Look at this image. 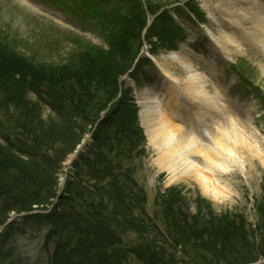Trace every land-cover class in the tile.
<instances>
[{
	"label": "trees",
	"instance_id": "trees-1",
	"mask_svg": "<svg viewBox=\"0 0 264 264\" xmlns=\"http://www.w3.org/2000/svg\"><path fill=\"white\" fill-rule=\"evenodd\" d=\"M92 1L95 6H89V11L98 17L93 26L108 42V50L88 43L81 51L71 52L65 63L53 66L46 61H35L0 42V109H5L10 117L0 119V139L6 140L5 145L0 142V190L10 200L1 213L0 224L7 219L10 209L30 210L35 204L51 203L57 190L49 183L53 172L78 140L75 136L79 134L73 131L76 118L91 123L98 118L116 97L119 77L128 70L139 51L138 42L147 21L142 2ZM159 7L147 0L151 13ZM153 34L164 46L174 44L175 24L168 12L154 20L148 32ZM42 104L57 113L58 120L53 124L52 119L46 121L40 117ZM136 110L126 95L114 103L95 132L94 149L84 156V162H75L74 174L69 176L60 201L41 216L52 223L47 240L54 239L53 264H124L133 255L145 264H178L173 257L175 251L169 252L165 246L169 238L143 206L146 197H140L125 184L130 180V172L123 162L144 138L136 124ZM103 133L104 138H100ZM53 134L59 135L62 146L51 155L43 151L41 143L51 147L47 140ZM40 151L44 152L40 154L46 162L36 159ZM22 155L28 158L23 159ZM85 182L86 188L94 190L86 197L81 195L82 199L73 198V186L82 187ZM179 195V189L174 187L158 195L156 203L162 206L165 220L173 214L175 196ZM200 202L205 200H199L201 211L204 205ZM206 206L207 210L202 211L207 213L204 221L199 214H193V219L188 220L187 213L174 224L168 220L169 236L175 245H182L184 255L189 258L186 264L228 263L231 259V253L225 249L228 244L237 252V257L232 258L237 264L251 258L249 255L240 258L242 248L248 250L252 246L258 255H264V199L258 207L260 215L255 232L259 234V241L255 243L247 234L243 216H216L209 203ZM12 229L10 225L1 237L8 236ZM131 233L138 237L125 241ZM3 246H0V255L6 259L9 254L3 253ZM170 247L174 249L172 244ZM79 254L86 255V260H76ZM9 261L22 264L15 263L14 259Z\"/></svg>",
	"mask_w": 264,
	"mask_h": 264
},
{
	"label": "rangeland",
	"instance_id": "rangeland-1",
	"mask_svg": "<svg viewBox=\"0 0 264 264\" xmlns=\"http://www.w3.org/2000/svg\"><path fill=\"white\" fill-rule=\"evenodd\" d=\"M65 1L70 7L74 5L76 7L75 11L72 12L70 7L58 4L55 0H0V42L4 44L3 46H8L26 54L35 61H46L53 66L65 63L70 53L75 52L76 49L77 52L81 51L78 50V47L72 41V36H75L76 39L79 37L87 44L90 42L107 47L105 38L103 37V39L100 37L101 35L95 33L93 26L91 27L88 24L89 22L86 21L88 14L82 7V1ZM141 1L144 2L145 0ZM105 2L113 4L115 0H105ZM152 2L160 5L157 12L162 9L166 10V8L169 13H179L176 9L181 11L184 16L177 14L180 16H177L178 27H181L180 25L185 27L186 39L179 44L178 50L188 54L196 68L208 75V89L215 93V87H217L227 100L226 103H228L229 107H232L233 114H237L240 119H250L264 140V47L253 41L246 42V39H244L242 42L243 49L239 52H233L232 56H230V60L233 62L220 59V57H217L216 60L212 59L214 46L206 38V32L209 34L212 32L214 36H219L220 32L212 21L208 20L207 23L202 24L195 21L192 15L194 13L198 16L199 13L197 11H199L200 7L207 14H210L211 9L207 0H152ZM190 17L192 20L189 19ZM177 20H175L176 23ZM148 48L150 49V45H145V54L148 53ZM167 54L168 52L166 51H161L155 55L149 54L152 57V62H144L141 65V72L136 75L139 80L144 82V85L137 86L134 81L135 78H122V80L125 79L123 81L124 88L131 86L134 91L133 93L131 91L130 94L129 90H126L127 96L130 97L131 95L137 101L141 100L144 89L162 84L165 70L175 77L178 83L185 79V71L178 64L166 58L165 55ZM39 108L42 118L52 119L51 124L58 120L57 113L52 111L51 107L42 104ZM52 112L56 116L53 115L54 117H52ZM0 119H10L5 109H0ZM76 119H78L79 125L74 126L73 131H77L76 134L81 132L85 143L81 150L86 152L85 146L88 145L89 147L92 141L90 125H88L89 121L80 120V117ZM144 130L146 131L145 128ZM205 131L202 133L203 137L206 141H209L208 134ZM77 137L75 136V139ZM47 142L51 147L41 143L44 145L43 151L51 155L54 154V149L62 146V141L58 134H53ZM68 142L70 143V138ZM39 153L44 152L40 151ZM110 153L114 155L115 152L112 151ZM245 156L247 158H242L243 161L234 171L222 174L221 183L225 189L226 196L221 200H215L211 196L204 194L201 187L193 181L169 183L168 174L165 171H161L155 162L157 155L147 135L144 142L132 152L131 157L124 160L123 165L127 168L126 171L130 172V180H127L128 183L124 181L125 184L130 185L133 188L132 191H135L140 197H146L143 206L157 225L164 227L162 230L166 237L169 238V242H166L165 245L169 252L173 251V248L170 247L171 244L174 246L173 257L178 264H186L189 258L184 255L183 247L175 245L173 239L170 238L167 228L168 220H172L171 224H174L187 213L188 220L193 219L191 217L193 214H199L204 221L207 219V213L202 211L207 210L206 203H209L210 207L219 215L236 216L237 213H244L252 226L248 227L246 225L250 240L253 242L259 238V234L254 230L257 229L258 225L256 204L262 194L264 166L257 158L250 160L248 154L243 155V157ZM38 158L46 162V159ZM84 158V156L80 158L75 153L67 155V159L62 162L59 171L57 169L53 172V177L49 182L50 186L55 188V180L64 181L65 178H68V175H73L74 161L79 159L78 161L82 163ZM83 175L85 174L83 173ZM85 180H87L86 177ZM86 184L88 183H83L82 187L73 186L72 197L82 199L81 195L86 197L89 192L94 190L86 188ZM170 186L176 187L181 191L178 197L175 196L177 202L174 204L173 214L168 220H165L161 212L162 206L156 203L157 194L159 191L165 192ZM200 199H205V203L200 202L204 205L201 211L199 210ZM8 203H10L8 196L2 194L0 190V218L4 208L8 207ZM35 213H47L45 205L36 207L32 211V214ZM29 215V217H16L15 215L16 222L10 234L6 237H0V246L4 244L3 253L10 255V257L6 258V261L14 259L15 261H22L23 264H53L54 239H46L49 229L52 228V223L43 217ZM206 234L207 231L205 232ZM137 237V234L132 233L131 236L125 238V241H133ZM52 238H58V236H53ZM61 239L65 240L66 238ZM217 247L220 248L219 246ZM225 249L231 253V259L224 264H237L236 260L232 259L237 257L234 246L228 244ZM247 249H241L240 258L245 257L252 250V246ZM84 256L86 255L79 254L76 256V260H86L87 256ZM1 258L5 259L2 255ZM124 264H143V262L133 255Z\"/></svg>",
	"mask_w": 264,
	"mask_h": 264
},
{
	"label": "bare ground",
	"instance_id": "bare-ground-1",
	"mask_svg": "<svg viewBox=\"0 0 264 264\" xmlns=\"http://www.w3.org/2000/svg\"><path fill=\"white\" fill-rule=\"evenodd\" d=\"M217 7L212 19L223 54L239 51L242 34L264 47V0H223ZM169 58L182 67L185 79L178 83L165 70L162 84L146 89L139 101L155 162L169 183L193 181L204 194L221 200L226 196L222 174L234 171L247 158L243 155L264 166V140L250 119L228 112L218 88L215 93L208 89V75L194 68L189 55L172 51Z\"/></svg>",
	"mask_w": 264,
	"mask_h": 264
}]
</instances>
